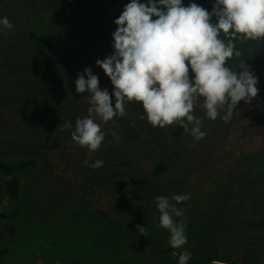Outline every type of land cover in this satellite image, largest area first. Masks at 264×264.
Segmentation results:
<instances>
[{
    "label": "rangeland",
    "instance_id": "1",
    "mask_svg": "<svg viewBox=\"0 0 264 264\" xmlns=\"http://www.w3.org/2000/svg\"><path fill=\"white\" fill-rule=\"evenodd\" d=\"M130 2L0 0V18L8 17L13 25H0V63L36 50L41 55L36 64L42 62L35 68L45 70L42 66L48 65L54 73L50 60L58 58L56 45L67 46L70 58L76 54L71 45H79L81 60L74 62L73 73L78 78L91 67L114 107V86L96 61L114 54V22ZM206 2L213 6L216 0ZM30 32L37 41H28ZM246 42L252 45L237 39V49ZM13 73H0V163L17 167L14 175L20 186L19 193L10 196L0 173V216L12 208L18 209V216L0 220V264H179L183 251L191 253L187 264H264V139L247 133L262 124L259 116L237 124V105L231 119L218 124L206 117L200 98L192 114L203 117L206 136L196 140L184 131L173 139L171 128L179 125L153 127L142 104L131 102L124 117L96 119L106 135L89 160L104 164L93 169L84 164L88 149L71 140L74 127L62 129L64 121L74 126L88 116L90 98L65 94L53 87L49 76ZM189 79L194 80L190 66ZM23 80L31 87L17 85ZM221 134L225 137L217 141ZM34 154L47 159L42 164ZM158 162L168 171L153 177L151 168ZM176 194H189L190 199L175 205L171 198ZM157 196L183 210L174 217L186 223L187 243L181 249H173L169 231L158 226Z\"/></svg>",
    "mask_w": 264,
    "mask_h": 264
},
{
    "label": "clouds",
    "instance_id": "2",
    "mask_svg": "<svg viewBox=\"0 0 264 264\" xmlns=\"http://www.w3.org/2000/svg\"><path fill=\"white\" fill-rule=\"evenodd\" d=\"M114 23V54L96 61L114 86V107L108 90L100 89L98 76L86 68L75 83L78 93H90L88 116L77 119L74 126L68 120L62 126L63 130L74 127L72 142L88 149L86 167L98 169L104 164L99 159L89 163L106 135L96 119L108 122L124 117L131 102L142 104L153 127L177 124L201 140L206 136L201 130L203 117L192 114L200 98L208 119L215 121L223 112L221 119L228 122L240 101L249 103L257 97L255 73L245 62L239 65V72L228 62L241 56L237 39L264 41V0H216L211 13L195 3L185 7L181 0H159L158 4L131 0ZM0 25L13 27L6 16L0 18ZM189 66L194 74L191 81ZM112 135L116 137V133ZM154 199L160 214L158 226L169 231L170 246L181 249L187 243L186 223L174 219L183 215L175 205L188 201L190 195H173L175 205L165 196ZM137 229L146 230L139 225ZM190 259L191 253L183 251L179 264ZM212 264L223 262L214 260Z\"/></svg>",
    "mask_w": 264,
    "mask_h": 264
},
{
    "label": "trees",
    "instance_id": "3",
    "mask_svg": "<svg viewBox=\"0 0 264 264\" xmlns=\"http://www.w3.org/2000/svg\"><path fill=\"white\" fill-rule=\"evenodd\" d=\"M115 1H116V4H119V0H115ZM206 1L205 0H181L182 5L185 7L189 6L191 3H195L198 6H201L204 9H206L209 13H211L213 6L208 5V2ZM118 12L119 10L116 11L115 18L118 17V14H117ZM104 18L106 21H109V17L104 16ZM214 19L215 18L213 17V22H214ZM116 29H117V26H116ZM27 38H28V41L31 43L37 41L38 39V37L34 33H31V32L27 34ZM242 46H243L242 49L238 48V50L241 52V59L239 60L233 59L228 62V65L232 67L233 70H237V72H239L238 70L239 65L241 64V62H245L248 68L251 71H253L256 77L258 78V84H257L258 94H257V97L253 98L249 103H245L244 101H240L238 103L237 108L240 109V112H239V115L236 117L237 119L235 123L239 124L240 121H247L249 123H252L256 119V116H259L262 124L259 123L257 126V129L252 128L249 131H247V133L248 135H254L255 139H264V41H252V45L249 42H246ZM48 47H49L48 45L39 46V48H43V49H47ZM67 48H68L67 46L62 45V44L56 45L55 50L57 52L58 58L51 57L52 59L50 60L52 62L50 67L55 68L53 69L54 73H50L49 70H47L48 65L42 66V67H45V68H42L45 70H40V69L37 70L35 68L37 67V64L39 62H42V59H40L38 63L36 64V61L41 56L40 53L35 52L36 50L29 52L28 55L23 54L21 56H18L19 58L10 57L4 60L3 62L0 63V73H4V75L6 76H9V75L15 76V73L13 72H19L17 75H20V76L29 75L32 78L38 77V76H46V77L49 76L53 84V87L62 88L65 94H71V95L75 94L76 97L78 98H85V99L90 98V93H88L87 91L84 93H78L76 91V86H75L77 76L73 72L77 71V69L75 68V65L79 63L81 60L80 59L81 58L80 56L81 46L77 45L73 47L71 45L70 49L76 53L74 58L73 57L70 58V56L68 57L65 51ZM12 54H14V52H12ZM87 60H88L87 63L89 64L88 57H87ZM29 61L32 62L31 65L23 64ZM75 61L77 62L76 64L74 63ZM91 70L94 71L92 68ZM17 85H28V87H31L28 83H26L25 80H23L22 83H19V84L17 83ZM47 101L48 100H46V103ZM44 102L45 101H42L41 103H39L40 104L39 106H43ZM113 103L114 101H112V104ZM27 106L30 107V105H27ZM80 113L81 111H79L78 116L80 115ZM219 120H221V117L219 119H216L215 121L218 123ZM55 131L58 132L56 129ZM183 133H184V129L176 125H173L170 131L171 137L173 139L180 138ZM63 135L67 137L69 135V132H65ZM222 136L225 137V134L219 135L216 140L218 141L220 137ZM238 139H242L241 134L238 135ZM260 147H261L260 150L264 148V142L262 143L261 141ZM34 156L40 159L42 164H43L42 160L47 159L46 155L38 156L34 154ZM261 160L262 162L260 163L261 164L260 167L263 168L264 167L263 165L264 156L262 155H261ZM16 170H17V167L14 165L0 163V173L3 174V176L5 177L4 181H5L7 192L12 197L16 196L19 193L20 182L14 175ZM167 171H168V166H166L162 162L156 163L151 168V174L153 177H160L164 175L165 173H167ZM17 210H18L17 208H12L11 211H8L7 213H5V215L0 216V220H8L12 218V216H18ZM1 234L2 233L0 231V240H1Z\"/></svg>",
    "mask_w": 264,
    "mask_h": 264
}]
</instances>
